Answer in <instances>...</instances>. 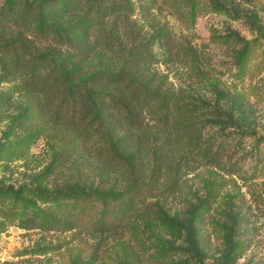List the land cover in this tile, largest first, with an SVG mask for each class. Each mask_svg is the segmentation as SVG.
I'll list each match as a JSON object with an SVG mask.
<instances>
[{
	"label": "rangeland",
	"instance_id": "rangeland-1",
	"mask_svg": "<svg viewBox=\"0 0 264 264\" xmlns=\"http://www.w3.org/2000/svg\"><path fill=\"white\" fill-rule=\"evenodd\" d=\"M132 2V18L153 37V70L215 121L205 137L234 149L232 160L246 153L240 172H219L183 147L174 154L173 184L161 177L154 191L147 179L134 184L99 165L79 140L61 153L0 65V264H130L128 241L158 264H264V0H193L187 28L159 0ZM162 29L189 43L196 59L189 52L184 62L165 48L156 35ZM100 67L108 68L96 57L84 70ZM126 136L113 138L131 160ZM83 201L97 208L80 232L67 213Z\"/></svg>",
	"mask_w": 264,
	"mask_h": 264
},
{
	"label": "trees",
	"instance_id": "trees-1",
	"mask_svg": "<svg viewBox=\"0 0 264 264\" xmlns=\"http://www.w3.org/2000/svg\"><path fill=\"white\" fill-rule=\"evenodd\" d=\"M159 1L160 8L188 27L196 13L193 0ZM133 10L132 0H4L0 65L16 79V90L45 123L47 139L61 153L79 140L83 153L93 155L99 165L134 184L147 179L154 191L161 177L173 184L179 168L174 154L183 147L219 172L238 174L246 153L232 160L234 149L204 136L215 124L202 117L207 111L164 87L152 68L153 37L142 32ZM156 35L179 59H196L189 43L169 37L165 29ZM103 53L111 60L104 62ZM96 57L108 68L84 70ZM245 59L243 50L236 74L243 72ZM119 132L127 133L122 143L135 149L131 160L123 156L120 139L114 141ZM83 203L67 213L70 227L80 232L88 231L97 208ZM127 252L130 264H158L134 241H128Z\"/></svg>",
	"mask_w": 264,
	"mask_h": 264
}]
</instances>
